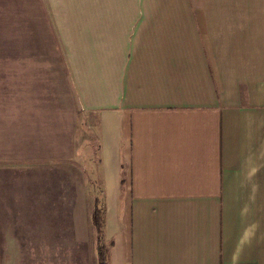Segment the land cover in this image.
I'll list each match as a JSON object with an SVG mask.
<instances>
[{
	"label": "crops",
	"instance_id": "obj_1",
	"mask_svg": "<svg viewBox=\"0 0 264 264\" xmlns=\"http://www.w3.org/2000/svg\"><path fill=\"white\" fill-rule=\"evenodd\" d=\"M78 114L108 264H264V0H0V257L60 239Z\"/></svg>",
	"mask_w": 264,
	"mask_h": 264
},
{
	"label": "rangeland",
	"instance_id": "obj_2",
	"mask_svg": "<svg viewBox=\"0 0 264 264\" xmlns=\"http://www.w3.org/2000/svg\"><path fill=\"white\" fill-rule=\"evenodd\" d=\"M100 130L98 131L99 138L95 130L93 131L94 137L84 135L85 125L82 123L81 115L78 114L75 158L64 167L66 171L62 170V180L72 182L73 188L77 185L75 201L72 200L75 209L68 211L67 215L63 214L59 230L60 239L24 241L19 250H6L0 257V264H95V235L88 221L92 195L98 198L101 195L106 211H108V203H113V200L116 202V212L118 205L123 207L124 203L120 195L117 198V176L114 173V167L118 159L112 158L113 153L107 152V147L103 145V142L99 150H96V142L99 144L100 139L103 141ZM119 161L123 167L124 162L120 158ZM66 194L67 196L63 193V204L67 202L68 205L69 193ZM43 235L38 236L42 238ZM48 235L50 234L47 233L46 228L44 236ZM54 236L50 235L51 238Z\"/></svg>",
	"mask_w": 264,
	"mask_h": 264
},
{
	"label": "trees",
	"instance_id": "obj_3",
	"mask_svg": "<svg viewBox=\"0 0 264 264\" xmlns=\"http://www.w3.org/2000/svg\"><path fill=\"white\" fill-rule=\"evenodd\" d=\"M89 223L94 230L95 264H108V247L103 235V212L100 198L93 197Z\"/></svg>",
	"mask_w": 264,
	"mask_h": 264
}]
</instances>
